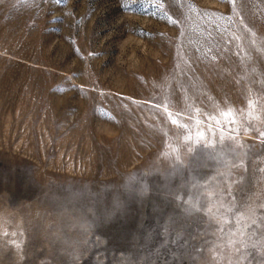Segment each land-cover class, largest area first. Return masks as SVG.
Segmentation results:
<instances>
[{
	"label": "rangeland",
	"instance_id": "obj_1",
	"mask_svg": "<svg viewBox=\"0 0 264 264\" xmlns=\"http://www.w3.org/2000/svg\"><path fill=\"white\" fill-rule=\"evenodd\" d=\"M261 133L264 0H0V264H264Z\"/></svg>",
	"mask_w": 264,
	"mask_h": 264
},
{
	"label": "snow or ice",
	"instance_id": "obj_2",
	"mask_svg": "<svg viewBox=\"0 0 264 264\" xmlns=\"http://www.w3.org/2000/svg\"><path fill=\"white\" fill-rule=\"evenodd\" d=\"M229 2L235 3V0H229ZM192 7L194 8L195 5H192ZM212 59H215V57L213 56ZM248 107L255 108L256 105L253 101L250 100L248 102ZM167 111H168L167 108H165V112ZM242 111L243 110H237V109H233L230 107L226 109H219L218 114L209 116V119L214 120L216 124H220L222 120L229 124H235L237 122V116L242 114ZM247 115L251 117L252 112H248ZM168 118H169L170 123L175 125L177 129L179 130V136L180 138H182L183 142L186 145V154L191 155V163L193 165H195L199 161L201 156L203 155L213 156L219 144L225 139L224 135L222 134L219 135L215 141L212 139L211 136L205 139L203 132H198L196 135V138L193 139V137L190 135L191 126L189 124L180 122L177 118H174L171 113H168ZM199 124H200V121H196V125L199 126ZM211 131H212V126L209 125V132ZM222 131L223 129H221V132ZM261 135L264 136V133H261ZM228 139H233V137L229 136ZM228 147L231 148V145H229ZM220 150L223 151L222 148ZM173 152H175V149H173ZM177 160H179V157H177ZM182 163L183 162L181 161L180 164L177 166H182ZM232 166L237 167L239 165H237L236 163H233ZM177 198H180V197L178 196ZM262 208H264V206H262ZM187 211H190V212L197 211L196 202H192L189 205ZM229 211H231L230 208H229ZM249 211L251 212L252 209H249ZM258 223L261 225H264V216H262V218L259 221L255 219L252 220V225H256Z\"/></svg>",
	"mask_w": 264,
	"mask_h": 264
}]
</instances>
